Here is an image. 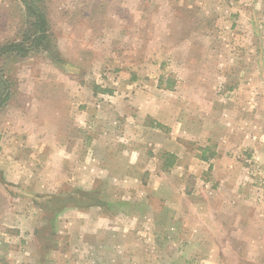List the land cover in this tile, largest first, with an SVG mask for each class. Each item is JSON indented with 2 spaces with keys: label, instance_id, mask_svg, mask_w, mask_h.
I'll return each instance as SVG.
<instances>
[{
  "label": "rangeland",
  "instance_id": "1",
  "mask_svg": "<svg viewBox=\"0 0 264 264\" xmlns=\"http://www.w3.org/2000/svg\"><path fill=\"white\" fill-rule=\"evenodd\" d=\"M29 1L43 13L47 37L26 55H0V95L1 80L8 83L0 126L33 131L24 140L29 164L23 180L6 181L0 167V206L17 203L24 233L36 222L35 261L45 260L53 240L67 238L68 224L53 222L57 206L71 204L62 199L68 191L90 192L87 201L100 200L109 228L107 234L97 231L94 240L106 238L111 249L119 239L131 238L118 233V210L143 211L147 203L134 198L141 190L157 207L169 192L178 206L188 205L179 200L186 196L205 223L213 222L216 241L231 245L227 263L264 264V0ZM31 22L21 0H0V47L30 36ZM88 96L91 102H85ZM87 107L86 119L74 116L82 123L78 138L95 141V147L77 151L83 160L76 162L67 153L61 156L71 162L58 166L62 178L73 170L77 176L74 186L56 187L50 183L56 168L45 165L44 152L34 146L35 130L52 132L59 121L53 109L63 114ZM139 110L155 115L146 117L144 126L170 133L183 148L162 150L157 138L140 134ZM84 174L94 181L92 188ZM160 174L171 191L166 180H151ZM157 186L162 196L153 192ZM62 210L82 219L71 215L70 207ZM84 232L77 230L76 238L71 232L81 240L82 253L90 239Z\"/></svg>",
  "mask_w": 264,
  "mask_h": 264
},
{
  "label": "crops",
  "instance_id": "2",
  "mask_svg": "<svg viewBox=\"0 0 264 264\" xmlns=\"http://www.w3.org/2000/svg\"><path fill=\"white\" fill-rule=\"evenodd\" d=\"M91 101L89 96L85 100V102ZM88 109L89 107L76 113L73 110H69L63 114L61 111L53 109L51 114L54 118H58L59 121L56 122L58 125L52 128L50 134L39 130V128L35 130V135L37 136L35 137L34 146H36L38 151L44 152L42 157L46 159L45 165H54L56 168V171L52 172L50 177V183L57 184L56 187L64 183L74 186L77 176H75V170H73V173H69L67 177L62 178V173L57 170L58 166H71V162L60 159L61 156L67 153L70 161L76 162L74 158L83 160L80 152L77 151L95 147V141L89 140V142H84L79 139L78 127L82 123H77L74 118L75 114H78L82 116L83 120L86 119L87 114H89ZM149 116L155 118V115L149 110H146L144 113L141 110L137 111V122L139 126L137 124L136 127L140 134L145 135V138L150 141L158 142L157 140H159L155 144L162 150L166 149L172 152L174 150H181L183 147L172 139L170 133L166 134L156 127L143 125L144 119ZM85 126L86 124L84 123L83 128ZM30 133L33 134V131L26 126H0V167L4 170L3 177L8 182L17 184V182L22 181L25 177L23 168L29 164V160H27V163L24 160L25 152L28 151L26 149L28 145H24L26 144L24 140L25 136ZM29 155L33 156V154ZM39 160L37 157L38 162ZM44 172L46 170L43 169L42 174L45 176L46 174ZM163 175L160 174L159 177H151V180L153 182L157 180L159 182L163 180L168 182V179ZM47 180L49 181V179ZM84 180L89 184V188H92L94 181L88 175L84 174ZM44 184L49 183L45 182ZM168 184L170 187L168 185L166 186L167 191L170 190L168 188H171V182H168ZM161 185L163 186V184ZM159 191L164 190L157 186L153 192L158 196H162ZM136 192L138 195L134 198L147 203L143 206V211L138 210L129 213L123 211L124 208L118 210V212H122L120 213L121 225L117 226L119 227L117 229L119 230L118 233L121 237L130 234L131 238L127 236L126 238L119 239L113 245L115 248L111 246L110 249L108 245L109 241L106 238L103 237L99 241L94 240V236L98 234L96 233L97 231L107 234L106 229L108 223H106L107 218L104 216L103 208L98 205L83 208L70 207L71 212H73L71 215L80 216L79 218L82 217V219H76L75 217L71 219L67 217L65 210L57 213L53 224H68V227L64 229L67 232H63L67 238L64 243L61 239L53 240L51 249L43 261H35V258L40 254L38 241L35 237V233L37 232V227H35L36 222L32 224L27 232L25 229L24 233V229L22 230L23 224L19 223L16 219L18 215L16 213H19L17 211L18 209H15L17 203L12 204L14 209L10 206L11 203H9V206L2 203V206H0V264H103L101 262L102 260H105V263L108 262L107 264H110V262H113V264H229V261L227 263L229 258L227 254L229 250H232L231 245H221L219 241H216L215 236L210 231V224H213V222L210 224L205 223L199 217L200 213L198 208L188 201L186 196H179V200H186L188 205L178 206L170 199L172 192H169L166 195L169 197L166 198L165 195V197H162L164 199L166 198V200H163L165 204L157 207L150 205L146 196H140L141 190H137ZM9 197L10 195L8 194L7 198ZM13 197L15 196H12L11 199ZM175 198L177 199V197ZM126 214L129 215L124 217ZM62 218L64 219L61 222ZM126 218H130V225L126 224ZM67 219L68 223L65 222ZM97 226H105V228L98 229ZM81 228L85 230V235L90 236L89 240H84V245H86V251L84 253L79 248L81 246V240L76 242L71 234L73 231L76 238V231ZM53 229L55 231V228ZM142 230H144L143 234H145L144 239L139 236ZM146 230L148 231L147 233ZM160 230H163V232L157 233ZM55 232L61 231L58 230ZM61 243L63 244L62 247L65 246V249L59 248V244ZM112 248L115 249L114 254L111 253L113 251ZM100 253L102 254L101 258L99 257ZM77 258H81V260Z\"/></svg>",
  "mask_w": 264,
  "mask_h": 264
},
{
  "label": "trees",
  "instance_id": "3",
  "mask_svg": "<svg viewBox=\"0 0 264 264\" xmlns=\"http://www.w3.org/2000/svg\"><path fill=\"white\" fill-rule=\"evenodd\" d=\"M23 4L25 5V8L27 10V15L32 17L31 25L34 28L32 34L30 36H23V39L18 42H10L3 44L0 47V55L3 53H10L15 52L19 55H26L32 48L38 47L44 38L47 37L46 35V19L41 13V11L34 5L33 2L29 0H21ZM29 40V43H27ZM1 77V75H0ZM2 78V77H1ZM3 83V91L0 95V107L4 104V102L8 99L7 93H5V90L8 87V83L5 80H1ZM202 159H207L206 157L202 156ZM169 164V163H168ZM172 164V163H170ZM78 195H81L78 197ZM63 196H66L65 198H62L63 200H66L67 203L71 202L70 205H60L57 206V208L54 210V214H57L61 211L62 208L65 207H89L93 205H99L100 200L98 199H92L90 201V198L93 196L90 194V192H84V191H78L77 195L76 193H68ZM53 197V196H52ZM95 197V196H94ZM56 198V197H55ZM82 198V199H80Z\"/></svg>",
  "mask_w": 264,
  "mask_h": 264
}]
</instances>
